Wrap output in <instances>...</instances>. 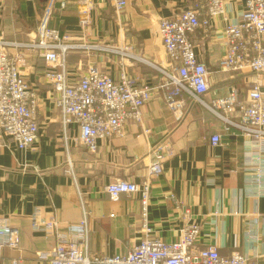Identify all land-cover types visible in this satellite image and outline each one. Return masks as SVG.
I'll list each match as a JSON object with an SVG mask.
<instances>
[{"label": "crops", "instance_id": "1", "mask_svg": "<svg viewBox=\"0 0 264 264\" xmlns=\"http://www.w3.org/2000/svg\"><path fill=\"white\" fill-rule=\"evenodd\" d=\"M117 15L109 0H90L91 25L85 37L88 46L67 54L66 70L71 81L94 63L111 79L121 71L137 84L155 85L157 68L167 58L156 35L160 19H169L206 0H125ZM46 0H0V32L5 40H29ZM50 23L61 34L78 39L75 0H66ZM246 0H224L223 14L210 20L208 31L189 36L197 60L209 71V90L199 103L187 105L182 119L173 118L161 96H155L141 110L142 124L126 121L124 136L97 141L89 154L73 140L75 126L63 132L59 109L51 90L41 79L44 62L25 54L21 69L38 97L39 133L25 150L0 146V220L17 230L18 248L0 250V264H47L36 252L47 251L54 239L31 229L35 214L54 218L64 229L84 217L88 223V247L92 256L124 255L146 236L138 195H121L110 200L104 187L116 180L141 184L154 160L152 150L164 144L169 153L162 173L150 179L151 192L146 226L149 238L170 243L178 239L186 224H197L196 246H214L221 256L241 253L264 264V158L249 165L248 145L242 133L230 128L208 106L235 91L244 100L251 74L222 72L217 64L224 55L223 29L244 10ZM203 13V10L202 12ZM130 46L129 53L124 48ZM264 93V73L260 76ZM228 117V116H226ZM218 134L221 145L213 147L210 137ZM252 149V147H251Z\"/></svg>", "mask_w": 264, "mask_h": 264}, {"label": "built area", "instance_id": "2", "mask_svg": "<svg viewBox=\"0 0 264 264\" xmlns=\"http://www.w3.org/2000/svg\"><path fill=\"white\" fill-rule=\"evenodd\" d=\"M109 3L117 15L126 7L125 0H109ZM75 4L77 26L82 33L78 39L69 38L50 26L55 11L66 8V0H46L27 42L7 41L0 32V146L12 144L18 150H25L38 138V97L21 72L26 53L43 60L41 79L51 90L60 111L63 132L68 126H75L78 135L73 141L89 154L97 151L98 140L122 138L126 121L141 125L142 108L157 95L176 120L182 119L189 102L206 106L201 97L209 90V71L197 60L189 36L198 29L208 31L210 20L223 14L224 0H206L205 10L195 2L172 18L157 22L156 35L167 62L156 69L159 77L155 85L137 84L124 71L113 80L94 63L88 64L85 72L71 81L66 70L67 54L96 48L83 44L91 25L90 0H75ZM222 38L225 51L217 64L219 70L251 74L253 78L244 100L231 90L228 96L213 100L208 108L223 120L226 130L232 127L242 133L248 145L246 158L252 165L264 158V93L260 79L264 73V0H246L239 18L224 26ZM130 50V46L124 48L125 53ZM210 144L220 146V136L212 135ZM168 153L166 144L152 150L154 160L147 167V179L141 184L116 180L104 187L112 201L121 195L139 196L141 228L146 236L126 254L92 256L85 215L78 224L63 229L54 218L35 214L31 229L54 239L49 250L36 252L37 258L47 264H257L238 252L221 256L214 246L199 248L196 242L200 227L193 223L184 225L174 242L149 238L151 231L145 219L150 179L162 173V163ZM4 248L17 249L18 236L16 229L0 220V250ZM21 262V258H15L11 263Z\"/></svg>", "mask_w": 264, "mask_h": 264}]
</instances>
